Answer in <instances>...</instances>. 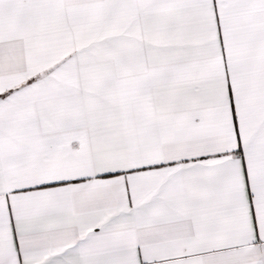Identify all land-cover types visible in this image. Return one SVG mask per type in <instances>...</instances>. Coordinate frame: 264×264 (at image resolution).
Masks as SVG:
<instances>
[{"label": "snow or ice", "instance_id": "obj_1", "mask_svg": "<svg viewBox=\"0 0 264 264\" xmlns=\"http://www.w3.org/2000/svg\"><path fill=\"white\" fill-rule=\"evenodd\" d=\"M0 264H264V0H0Z\"/></svg>", "mask_w": 264, "mask_h": 264}]
</instances>
